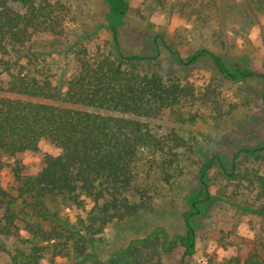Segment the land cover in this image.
<instances>
[{
    "label": "trees",
    "instance_id": "16d2710c",
    "mask_svg": "<svg viewBox=\"0 0 264 264\" xmlns=\"http://www.w3.org/2000/svg\"><path fill=\"white\" fill-rule=\"evenodd\" d=\"M104 1V27L113 47L77 43L71 50L72 71L66 78H56L47 59L35 53V43L44 36L68 43L71 27L83 14L80 0H0V73L6 76L8 94L0 95V158L37 153L42 142L60 151L44 155L31 178L21 179L16 167L19 198L0 187V254L7 255L11 264H42L47 251L53 258L72 254L76 264L89 260L90 264H168L166 256L177 252L178 264H188L196 251L197 220L226 194V190L218 195L210 192L215 165L219 177L233 186L234 195L237 190L247 192L260 204L242 209L264 219V172L244 165L264 156V143L238 148L229 167L219 156L201 155L198 187L184 197L185 232L171 236L158 227L132 239L106 261L99 258L95 240L102 230L152 212L164 189L185 173L184 163L192 155L175 127L161 133L147 120L169 116L181 122L201 109L221 118L235 108L226 104L223 85H241L252 78L262 82L264 110V73L245 63L225 61L207 47L183 57L166 45L173 62L185 69L182 76L168 77L162 72L155 40L153 54L122 52L118 33L130 10L129 0ZM144 1L164 8L170 0ZM186 1L197 5L202 0ZM242 1L246 18L264 16V0ZM201 7L194 10L198 17ZM205 59L211 74L189 69ZM48 204L73 207L85 215L70 223ZM206 264H264V239L243 238L233 254Z\"/></svg>",
    "mask_w": 264,
    "mask_h": 264
},
{
    "label": "rangeland",
    "instance_id": "374dc122",
    "mask_svg": "<svg viewBox=\"0 0 264 264\" xmlns=\"http://www.w3.org/2000/svg\"><path fill=\"white\" fill-rule=\"evenodd\" d=\"M195 3L198 4L191 2L189 5L186 0H170L166 7L161 8L149 1L129 0L130 10L118 33L120 50L124 53L150 55L155 52V40L160 48L159 59L165 77L182 76L185 73L184 68L173 62L166 45L177 50L183 57L207 47L221 55L225 61L245 63L254 71L264 73V16L246 18V6L242 0H212L210 8V1ZM79 5L83 14L75 26L71 27L68 43L56 42L45 36L38 38L35 43V53L40 59H47L56 78H66L72 71L71 50L77 43L89 48L96 45L113 47L112 37L104 27L103 18L107 10L105 1L80 0ZM198 6L203 11L201 17L194 13ZM252 20V24L246 25ZM189 69L211 74L206 59ZM5 83L6 76L0 73L1 96L8 95L4 92ZM261 92L262 82L258 78H252L241 85L225 83L222 96L226 104L235 108L221 118H214L207 109H201L194 117L181 122H175L169 116L147 120L151 128L161 133L175 127L188 142L192 155L184 163L185 173L164 189L163 196L156 200L152 212H145L131 220L111 223L102 230L100 239L97 237L95 240V250L101 260L106 261L125 248L129 241L142 238L155 228H164L171 236L185 232L182 213L188 207L184 197L198 187L197 172L201 157L219 156L225 166L229 167L238 148L256 147L264 143ZM59 153V149L53 145L42 142L37 153H25L15 159L0 158V187L11 196L19 198L21 179L31 178L37 173L44 155ZM246 162L244 165L259 167L264 172V156ZM16 167L20 168L21 179L16 177ZM218 169L215 165L210 173L209 189L212 194L218 195L225 190L226 194L223 201L216 200L209 205L205 215L197 220L196 251L188 264H206L209 259L215 262L228 257L236 251L243 238L264 239V219L242 209L248 205L259 206V202L247 196V192L242 195L237 190L234 195L231 192L233 186L219 177ZM48 207L52 211L58 209L60 216L70 223H76L78 218L85 215L82 210L73 207L59 209L50 204ZM179 258L175 252L166 256L165 261L178 264ZM76 262L72 254L53 258L50 251H47L42 264ZM0 264H11L7 255L0 254Z\"/></svg>",
    "mask_w": 264,
    "mask_h": 264
}]
</instances>
